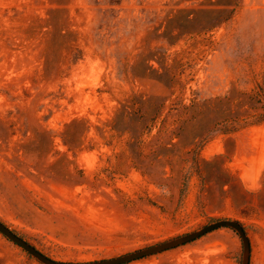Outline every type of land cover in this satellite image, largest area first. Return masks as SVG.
Listing matches in <instances>:
<instances>
[{"label": "rangeland", "instance_id": "obj_1", "mask_svg": "<svg viewBox=\"0 0 264 264\" xmlns=\"http://www.w3.org/2000/svg\"><path fill=\"white\" fill-rule=\"evenodd\" d=\"M263 116L264 0H0V220L53 259L232 219L264 264ZM242 258L223 227L125 264ZM0 264L43 263L0 232Z\"/></svg>", "mask_w": 264, "mask_h": 264}, {"label": "water", "instance_id": "obj_2", "mask_svg": "<svg viewBox=\"0 0 264 264\" xmlns=\"http://www.w3.org/2000/svg\"><path fill=\"white\" fill-rule=\"evenodd\" d=\"M223 227L232 228L238 232L243 242L242 264H250V260H251L250 239L245 231L244 226L239 221L232 219L218 220L210 224H207L198 230L186 233L176 238L146 248H142L118 257H113L103 260L86 261V262H67V261H59L53 259L47 256L46 254H44L43 252H41L39 249H37L30 242L22 238L20 235L15 233L4 222L0 220V232L4 234L8 239L21 246L24 250H26L29 254H31L33 257L38 259L43 264H125L146 256H150L156 253H160L169 249L179 247L186 243L192 242L216 229Z\"/></svg>", "mask_w": 264, "mask_h": 264}, {"label": "trees", "instance_id": "obj_3", "mask_svg": "<svg viewBox=\"0 0 264 264\" xmlns=\"http://www.w3.org/2000/svg\"><path fill=\"white\" fill-rule=\"evenodd\" d=\"M264 117V116H263ZM263 118H261V120H262Z\"/></svg>", "mask_w": 264, "mask_h": 264}]
</instances>
